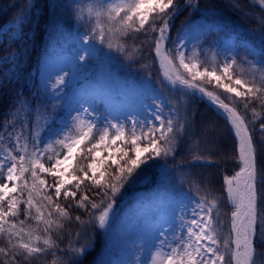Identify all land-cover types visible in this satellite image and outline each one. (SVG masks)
Here are the masks:
<instances>
[{
	"label": "snow or ice",
	"instance_id": "1",
	"mask_svg": "<svg viewBox=\"0 0 264 264\" xmlns=\"http://www.w3.org/2000/svg\"><path fill=\"white\" fill-rule=\"evenodd\" d=\"M258 3L264 7V0ZM33 4L27 0L16 17L13 39L22 35ZM183 7L198 10L199 0H88L74 8L87 31L73 34L83 54H74L71 67L97 54L106 69L121 57L129 66L151 57L158 63L160 88L146 94L142 114L123 115H114L102 97L65 101L68 72L43 74L39 103L17 93L0 123V264H36L48 256L55 257L52 264H80L91 240L77 247V230L75 241L62 249L60 233L76 223L111 234L117 197L141 179L149 161L163 160L162 177L173 179L179 166L169 168L168 160L194 131L189 108L197 97L225 120L239 170L223 176L218 194L203 181L191 182L195 196L184 193L178 223L138 235L128 264H264V48L244 45L251 59H238V52L221 56L219 49L205 48L210 25L182 26L173 40L172 23ZM190 38L196 41L191 48ZM21 56L0 58L10 65L9 79L20 78ZM199 135L214 146L208 125ZM213 155L206 150L193 159L211 163Z\"/></svg>",
	"mask_w": 264,
	"mask_h": 264
},
{
	"label": "trees",
	"instance_id": "2",
	"mask_svg": "<svg viewBox=\"0 0 264 264\" xmlns=\"http://www.w3.org/2000/svg\"><path fill=\"white\" fill-rule=\"evenodd\" d=\"M87 3L88 0L80 2L78 0H34L31 17L22 26V35L18 39H13L9 36L2 37V30L9 23L15 21L25 8L27 0H0V58L12 52H22L19 79H9L10 65L0 64V123L4 121L9 105L17 97L18 92L22 91L26 97L33 98L34 103H39L43 99L40 89L31 86L30 79L33 70L44 55L52 53L76 31H87V27L77 22L74 15V8L85 6ZM236 3L237 7H233V0H199L198 10L183 7L174 17L170 33L172 39H176L182 24L199 17H205L210 21L229 25L240 36L248 37L255 44L264 48V26L260 23V20L264 19V7L259 5L258 0H236ZM208 9H212V11L208 12ZM56 25H59V31H54ZM245 56H248V59L252 58L243 48L239 58ZM120 61L123 64H128L123 57L120 58ZM142 65H146V67H142ZM129 68L130 74L136 78L150 76L160 86L161 74L158 63H154L151 57L131 64ZM189 112L195 114L194 131L191 136H185L178 144L174 160L173 158L168 160L169 168L179 166L173 179L166 180L162 177L159 165L163 163V160L149 161L148 166L144 167L141 179L122 189L121 194L117 197L116 206L121 207L131 202L136 193L144 187L188 189L195 193V187L190 189L189 186L193 181H203L204 186L218 194L223 176L232 175L239 170L231 156L233 137L223 117L218 116L210 105L198 97L191 101ZM202 125L209 126L212 135L208 139H214V146L209 145L199 135ZM206 150L214 152L213 162L193 159L194 155L205 154ZM144 178L146 179L144 185H139L138 182ZM229 208L230 206L223 208L222 212L228 211ZM78 214L80 213H73V215ZM82 219H87V215L85 214ZM77 230L81 233L77 247L87 244L91 240V247L88 248L87 254L81 258L80 264H98L106 242L104 229H98L91 225L84 228L72 223L60 233L63 235L60 248L67 247L69 241H75ZM0 246L3 245L0 244ZM53 259H55L53 256L41 258L36 264H52ZM257 264H261L259 259Z\"/></svg>",
	"mask_w": 264,
	"mask_h": 264
},
{
	"label": "rangeland",
	"instance_id": "3",
	"mask_svg": "<svg viewBox=\"0 0 264 264\" xmlns=\"http://www.w3.org/2000/svg\"><path fill=\"white\" fill-rule=\"evenodd\" d=\"M14 23L15 21L3 28L2 37H12L11 32L13 31L12 25ZM188 25L193 28L197 26H212V30L207 33L208 42L205 44V48H211L212 52L219 49L221 56L233 55L237 52L239 54L242 45H249L257 50L262 49L250 40L238 37L233 32L232 27L209 21L204 17L182 24V26ZM182 26L180 32L183 31ZM84 32L86 31L80 33ZM213 32L216 34L210 37ZM195 35L196 33L193 32V36ZM195 43L196 41L190 38L188 41L189 48ZM97 47L101 48L103 52L108 51L106 46L98 42ZM80 49L81 46L74 35L65 39L56 50L41 58L37 67L33 70L30 79L31 86L41 89L43 87L41 81L44 73L53 75V78H55L56 74L63 75L64 72H68L67 83L62 90L65 101L74 103L78 99L91 100L96 97H102L103 104L114 115H123L130 112L142 114V105L146 94L153 87L159 89L155 85L154 80L150 76L136 79L130 74L131 70L128 64H122L121 61L116 62L114 60L110 68L106 69V60L102 54H97L96 57L89 60L88 64L82 67H71L74 54L78 51L83 54ZM212 52H209V58ZM113 55L116 54L113 53ZM201 59H203V56ZM77 63L80 62L78 61ZM41 68L40 77L39 69ZM144 79L150 80L152 85L142 84L140 81ZM97 103L99 104L100 101L98 100ZM144 181L142 179L140 184ZM189 192L195 196V193L188 190L172 192L171 189L167 188L162 190L145 189L137 194L132 203L125 204L122 207L115 205L116 219L112 225L111 234L104 230L106 242L98 264H128V261L135 255L132 241L136 240L138 235L155 234L161 227L167 229L172 221L178 223L176 217L180 214V202L184 199V193ZM142 255L146 257L147 253Z\"/></svg>",
	"mask_w": 264,
	"mask_h": 264
}]
</instances>
